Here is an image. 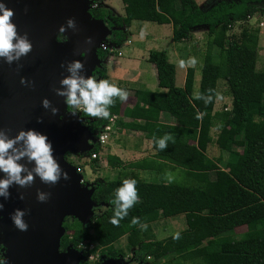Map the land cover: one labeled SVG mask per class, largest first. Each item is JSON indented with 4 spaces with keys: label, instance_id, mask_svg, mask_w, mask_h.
I'll use <instances>...</instances> for the list:
<instances>
[{
    "label": "trees",
    "instance_id": "trees-1",
    "mask_svg": "<svg viewBox=\"0 0 264 264\" xmlns=\"http://www.w3.org/2000/svg\"><path fill=\"white\" fill-rule=\"evenodd\" d=\"M92 1L97 5L90 10L92 18L115 29L107 42L117 48L127 41L134 21L170 25L175 44L188 42L193 33L205 30L206 51L197 96H212V100L205 104L193 96V69L186 71L183 88H179L176 67L165 52L149 51L146 61L154 67L157 85L164 92L135 91L134 107L124 110L132 123L123 127L146 134L156 162L182 170L189 185L136 180L138 201L119 225H113L109 222L113 215L109 202L123 180L91 183L92 200L98 205L96 214L85 227L74 219L65 220L61 250L68 245L73 249L92 245L98 249L101 261L124 260V251L116 249L115 244L125 237L130 264H143L147 257L154 264L167 258L170 264H264V71L256 70L259 27L246 24L257 13L264 14V0H216L205 9L196 0H121L123 15L100 7L103 0ZM240 24L244 27L239 34L229 35ZM97 55L106 58L101 51ZM93 76L109 81L105 64ZM219 81L225 83L231 105L229 110L216 112ZM123 103L116 99L109 109L110 117L120 116ZM161 113L172 117L175 124L159 123ZM86 119L92 134L106 124V120ZM137 121L143 123L138 125ZM165 134L171 136L168 146L157 150L154 138ZM213 145L220 152L217 159L207 156ZM100 151L94 145L89 156ZM221 154L232 155L235 160L222 163ZM90 163L94 166L97 159ZM107 163L122 166L113 157H108ZM143 165L131 166L142 169ZM179 216L184 217L186 228L157 240L152 225ZM133 217L146 224V230H141L139 224L131 225ZM239 229L243 231L237 237Z\"/></svg>",
    "mask_w": 264,
    "mask_h": 264
},
{
    "label": "water",
    "instance_id": "water-1",
    "mask_svg": "<svg viewBox=\"0 0 264 264\" xmlns=\"http://www.w3.org/2000/svg\"><path fill=\"white\" fill-rule=\"evenodd\" d=\"M14 11L13 23L18 34H27L32 50L11 65L0 59V131L10 138L20 130L34 129L46 135L52 143L53 155L69 179H61L55 185H45L34 178L31 186L20 188L13 185L10 198L0 211V243L6 248L8 264H80L81 252L68 245L61 251V240L66 234L63 223L67 218L76 220L83 227L91 224L98 205L92 200L91 184L82 185V176L68 163L66 155L84 157L94 149L96 139L84 126L79 115L66 110L63 97L55 94L59 81L67 75L61 67L72 60L81 59L86 75L94 74L105 64L97 52L110 37L109 29L102 21L90 14L92 0H0ZM75 21V29L65 33L67 43H58L57 34L67 19ZM91 37L92 43H87ZM21 77L30 81L20 83ZM47 98L52 107L59 109L53 116L51 109H44L41 101ZM41 120L37 123V120ZM25 163V161H21ZM32 167V165H27ZM49 193L46 202L36 199L37 191ZM23 196V200L19 199ZM23 209L28 230H17L10 219L14 209ZM101 264H130L122 259H105Z\"/></svg>",
    "mask_w": 264,
    "mask_h": 264
},
{
    "label": "clouds",
    "instance_id": "clouds-1",
    "mask_svg": "<svg viewBox=\"0 0 264 264\" xmlns=\"http://www.w3.org/2000/svg\"><path fill=\"white\" fill-rule=\"evenodd\" d=\"M13 17L14 11L8 8L5 3L0 2V59L9 65L18 62L32 50V43L27 34H18ZM75 27V21L72 18L67 19L66 25H61L58 29L57 42L67 43L69 37L65 33L68 29L74 30ZM86 42L92 43L91 37ZM80 57L79 60L67 63L66 67L61 64L67 75L59 81L60 87L55 88L54 92L57 96L63 97L67 112L73 116L79 114L82 124L88 126L90 121L86 118H92L93 122L97 119H109L110 107L116 103V99L125 102L128 99V92L108 80H98L92 75H86L82 61L87 58V53L81 52ZM191 62L195 63L194 60ZM183 64L184 61H181V66ZM20 83L29 86L31 84L23 77H21ZM216 98L220 99L218 95ZM197 99H201L207 104L212 100V96L199 95ZM41 106L46 110L51 109L53 116H56L59 111L51 106L47 98L41 101ZM40 122L41 120L38 119L37 123ZM154 139L156 149L164 150L167 148L171 136L165 134ZM21 161H25V163H21ZM29 164L32 167H28ZM34 178H38L45 185H55L61 179H69L68 173L61 168L60 163L53 155L51 141L46 135L34 129L20 130L11 138L4 131H0V198L7 202L11 195L9 189L13 185L20 188L31 186ZM136 184L137 181L130 178L123 180L121 185L116 188L114 198L109 202L113 206V215L109 218L111 224L119 225V222L128 216L129 209L138 201ZM49 195V193L38 190L36 199L38 202L44 203L48 200ZM19 199L23 200V196L21 195ZM3 209L4 203H0V211ZM25 214V210L19 208L14 209L10 214L13 226L21 232L28 230V224L23 219ZM130 223L131 225L139 224L141 230L147 228L146 224L140 223L138 217H133ZM75 250L82 253L79 247ZM6 252V246L0 243V264H8ZM123 261L127 262L125 259Z\"/></svg>",
    "mask_w": 264,
    "mask_h": 264
},
{
    "label": "rangeland",
    "instance_id": "rangeland-1",
    "mask_svg": "<svg viewBox=\"0 0 264 264\" xmlns=\"http://www.w3.org/2000/svg\"><path fill=\"white\" fill-rule=\"evenodd\" d=\"M199 6L203 9L207 8L211 3H214L216 0H196ZM100 7L110 10L115 15H123V4L121 0H103L99 4ZM259 23V24H258ZM261 24L263 26L261 27ZM248 27L256 28L259 27V60L257 62L256 70L264 71V14L257 13L248 23H246ZM244 27V25H237L235 29L229 32V35L232 37H236L240 30ZM130 35L126 39V42H129L128 45L123 46L120 50L121 56L118 57L117 54L111 58L110 64H106L108 77L112 76L114 79L113 82L119 80L120 83H123L124 86H129V88H134L137 86L138 89H143L139 83L141 81H145L147 88H149L152 92H160L156 86V79L151 75L152 65L146 61V56L149 51H162L168 57V60L175 65L176 67V77L175 82L176 86L181 88L184 83L183 73L181 70V60H185V57H188L189 66L193 67L197 71L196 79L194 83V94L198 95L199 84L201 79V69L203 65V57L206 51V36L205 30L197 31L192 34L190 41H186L181 44H175L172 42V32L170 25H157L154 23H146L134 21L131 24L129 29ZM189 49V50H188ZM173 54L171 56L172 53ZM214 53L217 54V50H214ZM178 55V56H177ZM179 59V61L177 60ZM106 59V58H105ZM195 61L192 63L191 61ZM127 64V66H125ZM186 61H184V65H186ZM154 69V68H152ZM155 71V70H154ZM153 77V78H152ZM142 87V88H141ZM129 97L132 92H128ZM217 95L220 99H216L214 111L220 112L222 110H229L231 105V98L227 94L226 85L224 82L219 81L217 85ZM118 117V116H117ZM113 133L109 136L105 145L101 147V150L113 151V145L116 143L124 144V139L121 136L114 137L112 139ZM146 136V135H145ZM211 136L213 139L216 137V132H211ZM216 147L211 146L207 153V156L210 159H217L220 156V152L215 149ZM222 163H227L234 161L235 158L229 154H221ZM66 161L70 163L72 166L76 167L77 165L81 168H85L81 173L83 181L85 183H103L104 179L109 180L115 174L114 168L110 167L106 164V157L97 155V163L93 166L87 158H81L67 155ZM112 169V170H111ZM161 174L160 179L158 178V182L153 183H161V182H173L178 185L188 186L189 183L185 178L184 172L180 169L173 170L163 166V171L159 172L158 175ZM122 175V174H121ZM157 175V174H156ZM157 175V177H158ZM169 176L171 179L169 180ZM114 179H122L114 178ZM155 224V223H154ZM186 228L185 220L182 216L170 218L167 220L159 221L154 228H152L157 240L169 238L175 234L180 233ZM242 229H239L235 232L237 237H240L242 234ZM126 246V238L120 239L116 244V249H122L125 253V261L130 262L131 254L125 248ZM98 249H96V253ZM94 252V254H96ZM170 259L167 258L164 261L162 260L160 264H170Z\"/></svg>",
    "mask_w": 264,
    "mask_h": 264
},
{
    "label": "crops",
    "instance_id": "crops-1",
    "mask_svg": "<svg viewBox=\"0 0 264 264\" xmlns=\"http://www.w3.org/2000/svg\"><path fill=\"white\" fill-rule=\"evenodd\" d=\"M173 54H176V53L175 52L172 53L171 56ZM177 60L179 61L178 58H177ZM181 61H183V60H181ZM184 61H186L187 64L186 65L183 64V66H181V70H182V73L184 76L183 80L185 79L186 71L188 69H193V67L189 66L190 63H189L188 57H185ZM125 66H127V64ZM152 68H154V67L152 66ZM152 68H150L151 75L154 76V78L156 79V73L154 71L155 69H152ZM193 71H194V73L192 75L193 76V83H195L197 71L195 69ZM113 79L114 78L112 76L109 77L110 83L125 89L127 92L130 91V92H132V94H130L131 97H129V94H128V99L123 103L120 116H118L117 123H116L115 128L112 132L113 133L112 139L119 135L124 139V144L122 145L120 143H116L113 145V151L106 152L105 150H101L99 152L100 156L106 157V164L107 165H109L107 163L108 157L117 158V160H119V162L122 164V166H120V167H112L109 165L110 167L114 168L113 170H115V174L109 180H113L114 178H121L122 177V179H120V180H125V179L131 178V179H135V180H139V181H143V182H147V183L158 182V178L160 179V176H161V174L158 175V171H159L158 169L160 168L158 166H162V168L164 166L165 169L168 166H165L164 164L162 165L159 162H156V160L154 158L155 157V151L152 149L151 141L149 139H147V137L145 136L146 134H144L143 132H140V131L132 130V129H125L123 127L124 124L132 123L131 120L127 119L124 116V110L125 109H131L134 107V105L136 103V99H135V95H134L135 91H139V90L150 91V90H149V88H147L145 81H141V83H139L140 86L143 87V89H138L137 86H134V88L132 89V88H129V86H124L123 85L124 82L120 83L119 80H116V82H113L112 81ZM183 85H184V83H183ZM183 85L181 86V88H183ZM156 86L158 88V91L161 90V89H159V87L157 85V79H156ZM193 88H194V85H193ZM160 92H164V90H161ZM194 93L195 92L193 89V96L195 97L196 95ZM118 121H120L121 124H119ZM142 123L143 122H140V121L136 122V124H138V125H140ZM159 123L172 126L175 124V120L172 117H170L168 114L161 113V115L159 117ZM135 163L144 164L143 168L142 169L132 168L131 165L135 164ZM169 169H170V167H169ZM162 171H159V172H162ZM156 174L158 175V177ZM105 180L106 179H104V181ZM157 223L153 224L152 228H154Z\"/></svg>",
    "mask_w": 264,
    "mask_h": 264
},
{
    "label": "built area",
    "instance_id": "built-area-1",
    "mask_svg": "<svg viewBox=\"0 0 264 264\" xmlns=\"http://www.w3.org/2000/svg\"><path fill=\"white\" fill-rule=\"evenodd\" d=\"M93 8H96L95 4H92L90 6V9H93ZM251 19L252 18H249V21ZM260 25H261V27L263 26V24H261V23H260ZM128 44H129V42H126V44L123 45V46H126ZM122 47L121 48H117L116 46H114L113 44L108 43L107 41L101 44V46H100L98 51H101V52L106 54L105 65L106 64L107 65L110 64L111 58H113V56L115 54H117L118 57H120L122 55L121 52H120ZM101 120H105V119H97V120H94V122L101 121ZM117 120H118L117 116H111L109 119L106 120V124L102 126L100 132H98L96 134H93V137L96 139V142H95L94 145H97L98 147L101 148L103 145L106 144L109 136L111 135V133L113 132V130L115 128ZM92 121H93V119H92ZM97 155L98 154L93 153V154H91L89 156V153H88L86 156H84V158H87L89 161H92V160L97 159ZM77 157H79V156H77ZM75 168H76L77 174H79V175H81V173L85 169V168H81L80 166H77ZM81 183H82V185L86 184L83 181V178H82ZM79 249L84 254V262H89L90 264H100L101 263V258L99 256V253L98 252L96 253V250H95L94 246H92V245H89V246L82 245L81 247H79ZM92 251H94L96 254H94V253L92 254ZM144 264H154V263H153V261H152V259L150 257H147L145 259V261H144Z\"/></svg>",
    "mask_w": 264,
    "mask_h": 264
}]
</instances>
